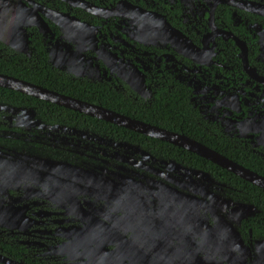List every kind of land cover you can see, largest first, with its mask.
<instances>
[{
    "label": "flooded vegetation",
    "instance_id": "1",
    "mask_svg": "<svg viewBox=\"0 0 264 264\" xmlns=\"http://www.w3.org/2000/svg\"><path fill=\"white\" fill-rule=\"evenodd\" d=\"M0 75L134 127L0 87V264H264V188L138 131L264 179V0H0Z\"/></svg>",
    "mask_w": 264,
    "mask_h": 264
},
{
    "label": "water",
    "instance_id": "2",
    "mask_svg": "<svg viewBox=\"0 0 264 264\" xmlns=\"http://www.w3.org/2000/svg\"><path fill=\"white\" fill-rule=\"evenodd\" d=\"M0 87L17 90V91H20L24 94H28L31 96H40L41 94L44 96L43 97L44 99L56 105L67 107V108H72L74 110L81 111V112H85L91 116H95L99 119L112 122V123L115 122L117 124H121V122H126L127 125L126 124H123V125L128 126L130 128H134L131 124L132 121L130 119L123 118L113 113L112 111L106 110L102 107H93L88 104L81 103L79 100L70 99L68 97L61 96L59 94L50 93L48 91L34 87L33 85H30L28 83L21 82L17 79H12V78L0 75ZM120 119L124 121H121V122L118 121ZM141 125L143 126L138 128V131H140L144 135L155 137L161 140H165L168 143H171L173 145L180 146L189 151L195 152L198 155L206 158L207 160H210L214 164H217L218 166L226 169L227 171L239 177L244 178L248 182L256 186L264 188V179L253 174L248 169H245L239 166L238 164L232 162L231 160H228L227 158L221 156L220 154L208 149L207 147H202L201 145L195 142L189 141L185 137H181V139H179L178 138L179 136L169 134V133L162 134L159 129L151 128L146 125L144 126V124H141ZM248 209H249V206H244V208H242V206L237 207V211L239 212L247 211ZM232 233L233 231L231 228L230 234Z\"/></svg>",
    "mask_w": 264,
    "mask_h": 264
},
{
    "label": "trees",
    "instance_id": "3",
    "mask_svg": "<svg viewBox=\"0 0 264 264\" xmlns=\"http://www.w3.org/2000/svg\"><path fill=\"white\" fill-rule=\"evenodd\" d=\"M5 91V95H7V93H6V90H4ZM1 92H3V90L2 89H0V93ZM223 171L226 173V171L223 169Z\"/></svg>",
    "mask_w": 264,
    "mask_h": 264
}]
</instances>
